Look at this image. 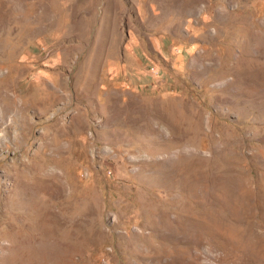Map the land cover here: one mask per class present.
Listing matches in <instances>:
<instances>
[{
  "label": "rangeland",
  "instance_id": "obj_1",
  "mask_svg": "<svg viewBox=\"0 0 264 264\" xmlns=\"http://www.w3.org/2000/svg\"><path fill=\"white\" fill-rule=\"evenodd\" d=\"M0 264H264V0H0Z\"/></svg>",
  "mask_w": 264,
  "mask_h": 264
}]
</instances>
